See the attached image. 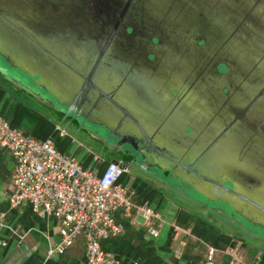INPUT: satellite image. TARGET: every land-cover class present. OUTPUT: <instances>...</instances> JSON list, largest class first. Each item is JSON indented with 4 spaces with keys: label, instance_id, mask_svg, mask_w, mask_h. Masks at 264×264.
<instances>
[{
    "label": "water",
    "instance_id": "1",
    "mask_svg": "<svg viewBox=\"0 0 264 264\" xmlns=\"http://www.w3.org/2000/svg\"><path fill=\"white\" fill-rule=\"evenodd\" d=\"M66 1L70 7L64 9L63 3ZM194 2L197 1L0 0V58L29 78H35L34 84L48 95L45 97L28 85L26 87L1 66L0 76L7 84L18 85L33 98L63 106L67 113L74 115L72 120L81 117L76 113L74 104L80 100L83 87L87 86L84 88L87 105L91 104L95 97L98 98L97 90L102 94L107 93L109 97L112 95L105 91V87L111 83L114 72L125 78L130 69V97L133 100L131 102L135 108L143 112L147 111V107L138 101L137 97L148 99L150 103L156 99L164 100L166 96L158 97L157 90L164 91L167 87L177 85L171 89L173 90L171 96L175 101L178 100L180 107L176 114L186 120L187 126L193 128V133L185 132L190 136L187 139L197 136L204 149L208 144L206 139L210 129L214 130L218 125L210 128L208 117L216 121L230 122L231 119L245 117L246 112L250 116L264 118V0H228L230 4L227 7L219 5V0H212L210 5L203 7L195 5ZM49 20L53 21L52 25L45 24ZM62 24L67 26L61 27ZM169 39L171 42H168ZM161 40L165 41L163 49L188 55L195 54L194 59L181 56L182 70L188 73L181 75L178 82L176 81L178 78L165 76L156 78L145 76L143 73L145 68L156 67L157 63L150 64L149 60L150 58L152 60L156 52L155 43ZM120 49L128 51L130 56L128 62L115 58L114 54L119 53ZM102 59L104 61L101 63ZM103 66L105 68L100 69ZM219 66H224L225 70L219 72ZM207 85L212 91L210 107L205 103L201 90L208 87ZM117 88L115 87L114 91H118ZM186 97L188 102L184 101ZM233 101H238L244 108L234 110L224 107L225 103ZM260 101H263L261 105ZM100 104L103 107L100 110L102 112L105 110L104 119H110L113 110L104 106L103 102ZM158 104L150 106L153 105L157 110L156 115L161 116L159 110H162V107L160 108ZM251 105H257L258 108L255 111H248ZM117 106L116 109L125 111L124 118L127 123L123 119V123L118 120L121 126H125L130 123L128 119L130 113L122 105L117 103ZM224 110H228V114H224ZM147 117L153 119L150 122L152 124L159 118L153 113ZM164 120L162 118L160 123L164 124ZM135 124L138 127V132H135L137 135L140 130L150 135L148 129L144 130L137 122ZM258 124L262 130V122ZM258 124L249 130L255 132ZM127 129L130 131V128ZM200 134L201 140L198 138ZM153 138L152 134L151 146L156 157L165 165V169L182 170L185 174L192 175L195 182L186 179L187 184L192 186L200 185V181L213 182L212 192L219 188L224 195L217 199L225 198V201L231 202L239 213L242 212L233 203L238 204L239 201L243 205L253 207L258 213L242 214L253 224H264L263 204L256 203L238 192L233 182L229 181L231 191L226 192L222 184L205 176L209 169L218 172L220 168L217 161L228 157L230 148L235 150L238 146L233 132L224 142L217 146L212 145L209 155H212L213 159L211 157L205 159L208 153L199 152L184 159L179 156L181 162L175 160V154L155 144ZM257 139L256 136L253 141L256 148ZM160 148L164 150L161 151ZM212 161L214 163L210 164ZM192 164L195 165V169L192 168ZM259 170L260 175H254L255 177L247 174L248 181L259 184L260 179L264 180V169L257 167L256 172L259 173ZM202 193L205 194L204 191ZM225 196L232 197V201ZM219 214L222 221L234 225L241 223L242 226L237 227L245 235L248 227L245 228L244 221L236 219L238 215L221 211ZM259 235L260 239L264 240V234Z\"/></svg>",
    "mask_w": 264,
    "mask_h": 264
},
{
    "label": "rangeland",
    "instance_id": "2",
    "mask_svg": "<svg viewBox=\"0 0 264 264\" xmlns=\"http://www.w3.org/2000/svg\"><path fill=\"white\" fill-rule=\"evenodd\" d=\"M197 2H194L195 5L198 4V6H208L211 4L212 0H196ZM219 5L222 7H227L230 3L228 0H219ZM64 9L69 8V2L66 1L63 3ZM53 21L49 20L45 24L52 25ZM61 27H66V24L60 25ZM138 41V39H135ZM168 42H171L169 39ZM165 43L164 40H161L159 43H155V46L157 47L156 52H154V57L150 58L149 62L150 64H156V67L154 69L151 68H145L144 69V75H149L152 77H158L161 78L164 77H173L178 78L176 81L180 79L181 75L187 74L188 71L182 70L181 64H180V58L187 56L189 59H194L195 54H182L179 52H173L170 50L163 49V44ZM162 48V49H160ZM115 58L123 61L128 62V58L130 59L129 53L127 50L120 49L119 53L114 54ZM139 59V58H138ZM136 60L139 62V60ZM104 60L102 59L101 63ZM99 62V64L101 65ZM98 64V65H99ZM99 65V66H100ZM0 66L3 67L6 72H8L9 75L16 78L20 82H22L26 87L27 85L37 93L42 94L46 97L48 95L46 92H44L39 86H36L32 81V78H29L24 73L20 72L19 70L9 66L4 60L0 58ZM102 66V65H101ZM107 67V66H106ZM105 67L100 69H104ZM98 70V69H97ZM99 72V71H98ZM112 76L111 83L106 86L105 91L108 93H112L110 98L117 102L119 105H122L128 113H130V117L128 118L130 120V124L126 125L124 127H120L118 129V133H123L124 131L128 130L127 128H130V131L132 133L138 132V127L135 124L136 122L141 125V127L144 128V130L148 129V132L150 134H153V139L155 141V144L160 145L167 150H169V153L175 154V160L181 162V159H184L187 156H194L196 153L201 152V154L207 152L208 158H212V155H209V150L213 148V146H217L220 143L224 142L225 139L227 140L229 137V134L233 132V136L238 141V146L235 147V150L231 149L228 151V154H230L225 159L218 160L217 163H219L217 166H219L218 172L212 171L209 169L208 173L205 175L206 177H209L211 180H213L216 183L219 184H225L224 189L226 192L231 191V185L230 183H227L228 181L233 182L236 186V190L245 196L249 197L251 200L255 201L256 203L263 204L264 205V180L260 179V183H254L252 181H248L246 178V175L249 174L251 176L254 175H260L256 172L257 167L260 169H264V118L260 116L255 115H248L246 112H244L243 118H236L231 119L229 121H216L210 117L207 118L208 125L210 128L212 126L217 125V127H214L215 129H210V134L208 138L206 139L205 148L203 149V146L201 145V142H198L197 136H192L193 138L188 140L185 132L187 134L193 133V128L190 126H187L186 120L181 119L177 113L178 108V100L175 101L171 93L173 92V87L169 88L167 87L164 91L157 90L158 97H164V95L167 97H164V100L158 101L156 99L153 103H150L148 99H145L143 97H137V100L142 102L145 107H147V111L143 112L142 110L135 108L133 106V103L131 101L130 97V69L127 73V76L125 78H122L121 74L114 72ZM93 75V74H92ZM86 77V76H84ZM93 78V77H92ZM81 79V77H80ZM81 81H83L81 79ZM94 81V80H93ZM208 86V85H207ZM118 87V91H114V88ZM157 88V87H156ZM0 89H2L4 92H6L5 99H12L15 98L17 102L21 104L22 107H24L25 111H20L22 114L27 116L29 119L35 120L36 124L39 120V118L45 116L47 120H49L53 124H58L59 127H62L66 130L67 136L71 139L70 142L66 140L67 146H66V153H71L73 149H76L75 156L79 163L84 164L87 160V164H90L92 160L102 156L104 159L111 160L113 157L117 156V152L114 151L113 148H111L110 144L115 142V137L112 136L111 129L113 125H109L108 122H112L113 124L116 123L117 120L121 118V111L119 109H116L114 107L113 103L103 98L101 102H103V105L106 107H110L113 110V113L110 115V119H103V122L96 123L94 121H90L86 119H82L81 117H76L74 120H72L74 115L72 113H67L65 108L58 104H51L49 102H42L36 98H33L29 96L27 93L22 91L18 85L13 86L11 84H6L0 82ZM136 90H138V87H136ZM204 93V101L210 107V100L212 96V91L210 87H205V89H201ZM117 92V93H116ZM133 93V92H132ZM131 93V94H132ZM117 99H116V98ZM169 99L174 101H168ZM186 102H188V97L185 98ZM130 102L132 104H130ZM175 102V103H174ZM159 103V104H158ZM263 103V101H260V105ZM150 104H158V106L162 110H159L161 113V116L156 115L157 110L153 105L150 106ZM126 107H128L130 110H128ZM133 107V108H132ZM225 108H232L234 110L243 109L244 107H241V104L238 101H233L230 103L224 104ZM102 108V107H101ZM257 105H251L250 109L248 111H255ZM117 112V115H116ZM143 112V113H141ZM150 113L155 114L156 118L154 123L152 120L154 119L153 116H151L153 119H148L147 116H150ZM224 114H228V110H224ZM68 115V116H66ZM164 118L165 123L161 124L160 120ZM183 118V117H182ZM186 119V118H185ZM116 120V121H115ZM219 122H221L219 124ZM259 122H262L263 128L262 130L259 129ZM171 123V124H170ZM258 124V128H256L257 134L254 131H250L249 128L255 126ZM170 125V126H169ZM169 126V127H167ZM58 127V126H57ZM127 127V128H126ZM167 127V128H166ZM43 130H40L42 132L48 131V129L41 128ZM19 130H21L19 128ZM22 131V130H21ZM23 132V131H22ZM25 133V132H24ZM247 133L248 136L246 135ZM41 134V132H39ZM258 137L256 140L257 148L255 147L254 138ZM103 137V138H101ZM200 140L201 134L199 135ZM221 138V140H220ZM234 140V138H231ZM166 140L167 143H166ZM65 143V140L62 138H59L57 147H61L62 144ZM203 143V142H202ZM215 144V145H214ZM213 145V146H212ZM131 150L128 149V146L125 145V153L128 156V152ZM200 150V151H199ZM123 153V152H122ZM64 154V155H65ZM100 155V156H98ZM181 156V159L180 157ZM133 158H135V162L137 165H140L139 159L136 158L135 155H133ZM213 159V158H212ZM97 161V160H96ZM223 161V162H222ZM98 162V161H97ZM183 162V161H182ZM197 163V162H196ZM213 164L214 161L210 162V164ZM201 165V163H199ZM133 165L132 168L129 170V177L131 179L139 178L143 179L145 183H149L150 186L155 187L157 185H162L164 190L168 195L169 194H185L186 198L190 199V201H197L204 205H206L207 210H201L198 211L200 213H208L203 218L210 222L211 224L216 225L219 229L227 231L230 236L233 238V242L239 241L241 239V242L244 240L245 243H249L247 237L242 234L241 230L239 228L236 229H227L223 227L222 225L218 224L214 214L213 216L210 213H215L213 210H222L221 213H228L231 215H238V219L241 221H244L246 223V227L252 228L254 230L261 231V234H264V224L258 223L253 224L250 219L247 218L242 213H258L256 209L250 206L243 205L241 202L238 201L237 203H233L238 207V209L242 212L239 213V211L232 205L231 202L225 201V198L217 199L218 197H222V193L220 192V189L218 188L215 190V192H212L213 185L212 182L209 181H200V185L198 186H192L190 184H187V180L195 182V178L190 174H185L182 170L180 171H172L171 169H165V165H163V162H159L153 165H150L148 168V171H146L141 166ZM213 166V165H212ZM192 168L195 169V165L192 164ZM223 168V169H222ZM230 169H234L235 171H230ZM197 172V170H196ZM255 177V176H254ZM166 181V182H165ZM165 182V183H163ZM170 185L174 187L175 190H172L170 188ZM196 187V188H195ZM176 189H179L180 191H177ZM201 191V192H200ZM202 191L205 192L202 193ZM226 198L230 199L232 201V197L225 196ZM216 198V199H214ZM236 201V200H235ZM213 208V209H212ZM216 215V214H215ZM243 241V242H244Z\"/></svg>",
    "mask_w": 264,
    "mask_h": 264
},
{
    "label": "crops",
    "instance_id": "3",
    "mask_svg": "<svg viewBox=\"0 0 264 264\" xmlns=\"http://www.w3.org/2000/svg\"><path fill=\"white\" fill-rule=\"evenodd\" d=\"M0 82L6 83L1 76ZM6 96V92L0 89L2 118L36 140L50 137L56 149L62 154L66 153V140L70 142L71 139L67 134L60 136L57 133L58 124L52 126L43 115L36 124L28 114L25 116L20 112L25 110L20 109L21 104L15 98L5 99ZM42 127L46 130L49 128L47 133L40 131ZM59 128L67 133L64 128ZM59 138L65 140L60 149L57 147ZM75 151L73 149L65 155L75 156ZM112 160L114 158L107 160L100 156L90 164H87L88 160L80 164L84 168L101 171ZM13 168L11 154L0 148V264H84L83 237H78L62 254H57L55 251L61 239L55 218L34 213L28 203L10 208L8 198L13 192ZM129 176L128 170L119 182L127 189L131 201L136 204L146 202L158 213L162 223L158 236L153 237L147 231V224L141 215L132 213L131 217H125L117 213L115 219L122 225L123 232L117 237L103 240L101 247L118 264H206L210 249L214 250L212 257L215 264H264V240L260 239L257 230L246 229L244 234L249 243L241 242V239L232 243L233 238L227 231L203 218L208 213L198 212L204 205L191 202L185 195H168L162 185L152 187L143 179H131ZM170 188L175 190L171 185ZM210 214L220 219L216 221L221 225V215ZM224 239L230 241L228 245L224 244ZM231 244L234 246L231 247Z\"/></svg>",
    "mask_w": 264,
    "mask_h": 264
},
{
    "label": "built area",
    "instance_id": "4",
    "mask_svg": "<svg viewBox=\"0 0 264 264\" xmlns=\"http://www.w3.org/2000/svg\"><path fill=\"white\" fill-rule=\"evenodd\" d=\"M56 130L60 136L66 135L63 129ZM0 148L14 160L10 208L28 203L34 213L55 218L61 239L57 254L81 236L85 243L84 264H118L101 247L103 240L123 232L115 219L117 213L125 217L138 213L147 224V231L158 236L160 216L146 202L131 201L119 182L128 172L120 164L109 162L101 171L84 168L72 154L59 152L50 137L40 141L26 136L1 116ZM213 251H208L206 264H215Z\"/></svg>",
    "mask_w": 264,
    "mask_h": 264
},
{
    "label": "flooded vegetation",
    "instance_id": "5",
    "mask_svg": "<svg viewBox=\"0 0 264 264\" xmlns=\"http://www.w3.org/2000/svg\"><path fill=\"white\" fill-rule=\"evenodd\" d=\"M4 80V79H3ZM32 82L35 83L36 79L32 78ZM5 81V80H4ZM6 82V81H5ZM87 86L83 87L82 91H81V96H80V100L78 102H76L74 104L75 107V111L76 113L80 114L82 119H88L90 121H94L96 123H101L103 122L104 119V113L105 110L102 112L100 109H102L103 107L101 106V100L105 97L107 99H109L110 97L108 96L107 93L102 94L100 91V93L97 90V95L98 98L95 97L94 101L87 105L85 102V97L87 96V94H85V89ZM87 98V97H86ZM114 107L117 106V103L115 104V101L110 100ZM50 103V102H49ZM54 105V104H53ZM69 106H71L69 104ZM73 107V106H71ZM102 107V108H101ZM118 107V106H117ZM119 108V107H118ZM122 113L121 118L119 119L122 122V119L125 123H127V121L125 120V111L123 109H119ZM117 113V112H116ZM86 119V120H87ZM116 121V120H115ZM109 125H113L111 132H112V136L115 137V142L110 144L111 148L114 149L115 152H117V156L113 157L115 161V163L120 164L121 166L125 167L127 170H130V168H132L133 165H137L135 162V158H133V155L136 156V158H138L140 165L137 166H141L142 168H144L146 171H148V168L150 165L156 164L157 162H161L156 156V153L154 152V148L151 146L152 143V134L147 135L145 134L143 131L140 130L139 134L137 135L136 133H132L129 130L124 131L122 134L118 133V129L120 127H124L121 126L119 124V121L117 120L115 124H113L112 122H108ZM123 123V122H122ZM128 124H130L128 122ZM103 138V137H101ZM153 142V141H152ZM125 145L128 146V149L131 148V150L128 152V156L125 153L124 149H125ZM159 148V147H158ZM160 150H164L161 149ZM123 152V153H122ZM145 159V161H142V159ZM169 169V168H168ZM200 178V177H198ZM229 182V181H228ZM230 183V182H229ZM212 184H214L212 182ZM225 184L223 183L222 186H224ZM221 187V186H220ZM180 191V190H179ZM184 195V194H181ZM196 204H201L200 202L194 201ZM198 204V205H199ZM213 209V208H212ZM201 210L206 211L207 207L202 206ZM215 213H220V211L222 210H213ZM260 213V212H259ZM227 214V213H226ZM236 217V216H235ZM216 220H220L218 218H215ZM237 219V217H236ZM239 221V220H238ZM244 223V222H243ZM221 225L225 228L229 229H236L238 228L237 226H242L241 223H238V225H234L231 222H227V221H222L221 220ZM247 232V231H246ZM246 236V235H245Z\"/></svg>",
    "mask_w": 264,
    "mask_h": 264
},
{
    "label": "trees",
    "instance_id": "6",
    "mask_svg": "<svg viewBox=\"0 0 264 264\" xmlns=\"http://www.w3.org/2000/svg\"><path fill=\"white\" fill-rule=\"evenodd\" d=\"M224 70H225L224 66H223V67H221V66L218 67V71H219V72H223ZM20 109H25V108L21 106ZM10 126H11L12 128H14V129H17V128L15 127V125H13V124H10ZM58 149H60V148L58 147ZM218 239H219V238H218ZM219 240H220V239H219ZM229 242H230V241H229L228 239H224V244H225V245H228Z\"/></svg>",
    "mask_w": 264,
    "mask_h": 264
}]
</instances>
